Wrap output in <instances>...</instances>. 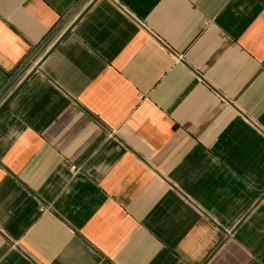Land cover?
Returning <instances> with one entry per match:
<instances>
[{
  "label": "crops",
  "instance_id": "1",
  "mask_svg": "<svg viewBox=\"0 0 264 264\" xmlns=\"http://www.w3.org/2000/svg\"><path fill=\"white\" fill-rule=\"evenodd\" d=\"M0 264H264V0H0Z\"/></svg>",
  "mask_w": 264,
  "mask_h": 264
}]
</instances>
